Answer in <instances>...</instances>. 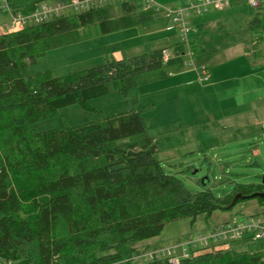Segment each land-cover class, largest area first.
I'll return each mask as SVG.
<instances>
[{"label": "trees", "instance_id": "1", "mask_svg": "<svg viewBox=\"0 0 264 264\" xmlns=\"http://www.w3.org/2000/svg\"><path fill=\"white\" fill-rule=\"evenodd\" d=\"M69 1L6 0L8 11L0 6V13L29 15L43 3ZM138 1L66 9L40 23L0 33L4 264H168L163 259L138 261L150 247L137 244L159 235L167 223L186 218L193 222L199 215L232 208L242 197L264 193V183L236 185L223 197L209 189L187 191L156 158L161 141L149 134L143 110L136 107L74 126L40 132L30 127L69 105L85 107L89 100L112 93L126 98L130 89L168 77V68L195 46L179 40L170 46L166 61L162 52L167 49H159L63 76L29 72L48 49L77 40L82 27L97 25L107 34L160 17L139 9ZM248 27L257 34L256 42L264 41L258 13ZM254 199L264 214V199ZM180 264H264V252L213 247L192 253Z\"/></svg>", "mask_w": 264, "mask_h": 264}, {"label": "rangeland", "instance_id": "2", "mask_svg": "<svg viewBox=\"0 0 264 264\" xmlns=\"http://www.w3.org/2000/svg\"><path fill=\"white\" fill-rule=\"evenodd\" d=\"M153 1L172 8L186 3ZM138 2L137 7L142 9L141 1ZM255 13L245 0H229L223 10L210 7L202 14L191 13L187 18L190 30L186 40L195 46L179 64L168 68V77L130 89L126 98L112 93L89 100L85 107L80 104L63 107L52 117L34 122L30 127L40 132L74 126L136 107L143 110L149 134L161 141L156 158L187 191L197 193L209 189L214 196L223 197L236 185L261 184L264 177V127H261L264 41L256 42L257 34L248 27ZM9 19L3 10L0 13L3 33L5 25L10 24ZM165 22L157 17L141 26L107 34H102L97 25L82 27L77 40L48 49L29 66V72L50 71L63 76L99 66L105 60L159 49L169 51L172 44L181 40L177 29L147 34L162 28ZM166 24L173 26L170 21ZM201 66L207 75L203 81L198 80L195 70ZM187 80L194 81L185 84ZM262 210L255 199L240 201L230 209L214 210L209 217L199 215L193 222L186 218L167 223L159 235L137 245L170 246L199 234L206 235L234 217L245 218ZM220 247L264 252V239L236 240Z\"/></svg>", "mask_w": 264, "mask_h": 264}, {"label": "built area", "instance_id": "3", "mask_svg": "<svg viewBox=\"0 0 264 264\" xmlns=\"http://www.w3.org/2000/svg\"><path fill=\"white\" fill-rule=\"evenodd\" d=\"M113 0H70L67 4L47 3L41 4L33 13L29 15L9 13L10 24L5 25V32L15 31L26 24H37L53 16H58L66 9L83 10L92 6L102 5ZM144 11H152L162 19L170 21L173 27L178 30L181 40L187 43L186 34L190 28L187 22L188 16L202 14L208 8L223 10L229 5V0H189L182 6L172 8L161 6L153 0H140ZM246 4L258 13L262 25V37L264 39V0H245ZM0 6L8 11L6 0H0ZM169 57L168 51L162 52V59L166 61ZM198 73V80L207 79L205 68L201 66ZM262 100L264 103V88L262 90ZM264 127V123L261 124ZM261 240L264 239V214L251 215L245 218L234 217L230 221L217 226L206 235L199 234L198 237L187 241L175 242L170 246H157L149 248L146 252L138 256L144 262L163 259L168 264H180L182 260L188 259L191 254L198 250H210L211 248H221L220 246L236 240ZM10 264V263H8Z\"/></svg>", "mask_w": 264, "mask_h": 264}, {"label": "crops", "instance_id": "4", "mask_svg": "<svg viewBox=\"0 0 264 264\" xmlns=\"http://www.w3.org/2000/svg\"><path fill=\"white\" fill-rule=\"evenodd\" d=\"M172 31H175V28L172 26H168L165 22L164 26L162 28H158V29H155V30H152L150 32H148L147 34H156V33H168V32H172ZM0 33H3V31L1 30ZM197 72V71H196ZM190 73H186V75H188ZM205 75H206V72H205ZM197 76H198V73H197ZM207 76V75H206ZM194 80H187L185 84H189L190 82H192ZM264 122V121H263ZM262 122V123H263ZM261 123V124H262ZM262 127V126H261ZM263 128V127H262ZM257 151L255 150L254 151V154H256ZM156 247V246H155ZM0 264H4L3 261H0Z\"/></svg>", "mask_w": 264, "mask_h": 264}, {"label": "water", "instance_id": "5", "mask_svg": "<svg viewBox=\"0 0 264 264\" xmlns=\"http://www.w3.org/2000/svg\"><path fill=\"white\" fill-rule=\"evenodd\" d=\"M262 183H264V177L262 179ZM254 198L264 199V193H253L251 195L242 197V200H251V199H254ZM234 204H235V201L232 202L231 206H233Z\"/></svg>", "mask_w": 264, "mask_h": 264}]
</instances>
